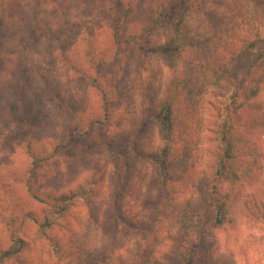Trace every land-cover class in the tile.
I'll return each instance as SVG.
<instances>
[{"label": "trees", "instance_id": "obj_1", "mask_svg": "<svg viewBox=\"0 0 264 264\" xmlns=\"http://www.w3.org/2000/svg\"><path fill=\"white\" fill-rule=\"evenodd\" d=\"M139 2L0 0V70H21L27 41L50 46L52 95L69 119L36 150L43 123L33 122L25 79L0 92V119L25 133L28 157L6 186L0 264H200L203 232L233 223L242 191L264 188V0H149L150 18ZM132 51L140 69L122 96L106 68ZM62 81L78 82L92 102L73 105ZM119 100L130 115L107 136ZM207 134L211 159L190 173ZM77 152L114 161L120 177L97 165L76 189L47 188L46 165ZM113 180L108 198L101 186Z\"/></svg>", "mask_w": 264, "mask_h": 264}, {"label": "rangeland", "instance_id": "obj_2", "mask_svg": "<svg viewBox=\"0 0 264 264\" xmlns=\"http://www.w3.org/2000/svg\"><path fill=\"white\" fill-rule=\"evenodd\" d=\"M148 2L149 0H140L138 6L140 5L144 16L150 18L151 14L146 6ZM24 44L18 63L21 70H14L13 74H7L9 72L0 70L1 100L2 97L4 98L6 94H9V89L18 80L25 79L23 88L28 96L30 108L33 111V122L37 125L43 123L41 130L39 129L37 130L39 132L35 133V139L41 140L42 143L39 145L34 143V148L36 150L37 148H43L47 151L52 139L61 136L62 128L68 125L69 120L65 111L58 108L52 95L57 85L59 71L53 65L54 59L50 46L31 44L29 41ZM81 64H83L82 61H80ZM139 69V57L134 51L130 53L127 61H123V64L112 63L107 66L106 70L111 73L110 81L114 82V90L117 94L125 96L132 91ZM152 76L153 73L144 74V80L149 79L151 81ZM62 84L65 87L63 88L64 92L69 91L72 96L77 97L76 100L74 99L75 104L73 105L79 107L81 99L92 102L89 92L85 91L86 89L78 82L71 86H68L66 81H62ZM207 101L213 102V98L209 96ZM112 110L116 125L105 131L107 136L114 134L117 127L124 123L130 115L127 105L121 100L112 104ZM212 112L213 110L207 104L204 116L208 124L211 122ZM18 128L13 121L9 119L2 121L0 119V215L4 214V201L7 198L6 193L9 192L6 191V186L10 182L11 174L21 170L28 159L21 146L25 133H21ZM208 138L209 134L206 135V142L202 145V152H198L196 155V167L190 168V173L194 170L197 173H202L205 170V163L211 159L210 153H206L212 149V144H210ZM97 165H100V170H104L105 173L108 172L110 176L120 177L117 173V164H114V161L108 162L107 165L103 164L102 157L96 153L77 152L73 158L65 159V162L57 160L55 163L46 165L47 169L44 170V176L46 174L49 176L45 181L46 186L57 192L69 190V188L76 189L80 184H83L92 169ZM143 168L145 170V167ZM199 179L194 180L195 187ZM262 180L264 181V173ZM115 181L104 182L101 186V192L105 193L108 198ZM140 184L141 180L138 185ZM137 186L133 187L135 193L140 188V186ZM225 187L228 189V184ZM240 196L236 203L238 205L234 207L233 223L227 224L221 229H210L203 232V242L197 249L204 254V257H202L204 260H200V264H264V211L263 213L256 211L257 203L264 204V188L262 190L260 187L254 188L245 193L242 191ZM246 200L248 204L245 203ZM192 201L195 202V200ZM33 208H37V206L33 205ZM79 212H82L83 218L89 216L86 207H82ZM27 230L29 236L33 237L35 227L32 225ZM3 232L4 227L0 225V238ZM166 243L165 241L164 244ZM207 258L209 260L205 261Z\"/></svg>", "mask_w": 264, "mask_h": 264}]
</instances>
